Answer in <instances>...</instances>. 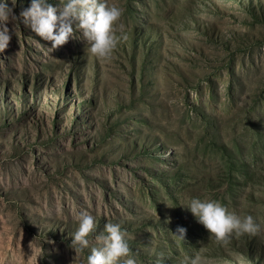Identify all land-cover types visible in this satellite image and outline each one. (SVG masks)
Here are the masks:
<instances>
[{
	"label": "rangeland",
	"instance_id": "rangeland-1",
	"mask_svg": "<svg viewBox=\"0 0 264 264\" xmlns=\"http://www.w3.org/2000/svg\"><path fill=\"white\" fill-rule=\"evenodd\" d=\"M6 2L0 264H86L107 223L137 264H264V0H107L124 25L108 59L79 30L51 49L20 17L31 0ZM192 198L260 231L218 244ZM82 212L96 228L76 255Z\"/></svg>",
	"mask_w": 264,
	"mask_h": 264
},
{
	"label": "clouds",
	"instance_id": "clouds-1",
	"mask_svg": "<svg viewBox=\"0 0 264 264\" xmlns=\"http://www.w3.org/2000/svg\"><path fill=\"white\" fill-rule=\"evenodd\" d=\"M14 7L15 3L9 7L6 0L0 2V52L8 47L12 38L7 22L10 18L17 19ZM122 15L123 10L116 5H109L107 0H59V5L55 7L46 0H31L30 6L20 12L23 23L44 41H50L51 49L66 44L79 30L88 44L87 50L101 59L110 58L123 38L118 35L124 31V25L119 23ZM181 206L190 210L197 222L210 233L209 239L214 238L218 244L229 243L233 234L256 235L260 231L253 216L241 218L215 200L192 198ZM77 219L78 228L72 234L70 244L76 255L89 246L88 237L96 228L95 218L88 212L80 213ZM173 234L184 240L186 229L178 227ZM126 235L119 224L107 223L104 231L95 236L98 247L91 249L86 264H117L121 259L123 264H137L131 255ZM32 243H29L30 249ZM182 264H202V260L199 255L185 257Z\"/></svg>",
	"mask_w": 264,
	"mask_h": 264
}]
</instances>
